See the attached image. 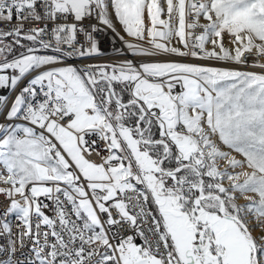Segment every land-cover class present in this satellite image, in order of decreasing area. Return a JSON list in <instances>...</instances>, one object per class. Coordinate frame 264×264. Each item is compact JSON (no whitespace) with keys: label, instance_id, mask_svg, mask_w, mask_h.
I'll list each match as a JSON object with an SVG mask.
<instances>
[{"label":"snow or ice","instance_id":"obj_1","mask_svg":"<svg viewBox=\"0 0 264 264\" xmlns=\"http://www.w3.org/2000/svg\"><path fill=\"white\" fill-rule=\"evenodd\" d=\"M0 264H264V0H0Z\"/></svg>","mask_w":264,"mask_h":264},{"label":"built area","instance_id":"obj_2","mask_svg":"<svg viewBox=\"0 0 264 264\" xmlns=\"http://www.w3.org/2000/svg\"><path fill=\"white\" fill-rule=\"evenodd\" d=\"M101 40H102V43H103V46L104 48L106 49V55L105 57H103L102 59H110L112 57H115V56H118L119 53H117L116 49L117 48H122L123 46L121 45L120 41L118 39H116L114 37V35L108 31L107 33L105 32H101L99 34ZM97 147L99 148L100 150V156L102 155H106L107 153L104 151L103 149V145L100 144V145H97ZM100 156L96 155L95 153L93 154V159L99 161L100 159Z\"/></svg>","mask_w":264,"mask_h":264}]
</instances>
